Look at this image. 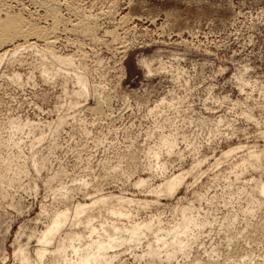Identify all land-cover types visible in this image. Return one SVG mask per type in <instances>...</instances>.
Returning a JSON list of instances; mask_svg holds the SVG:
<instances>
[{"label": "rangeland", "instance_id": "obj_1", "mask_svg": "<svg viewBox=\"0 0 264 264\" xmlns=\"http://www.w3.org/2000/svg\"><path fill=\"white\" fill-rule=\"evenodd\" d=\"M0 13L44 31L0 50V264H59L72 232L104 242L100 264H264V0H0ZM103 196L41 261L56 214Z\"/></svg>", "mask_w": 264, "mask_h": 264}, {"label": "bare ground", "instance_id": "obj_2", "mask_svg": "<svg viewBox=\"0 0 264 264\" xmlns=\"http://www.w3.org/2000/svg\"><path fill=\"white\" fill-rule=\"evenodd\" d=\"M53 7V6H52ZM56 7L51 9L50 14L53 15V28L56 27V24L58 23L57 16H56ZM4 13V12H3ZM1 14V13H0ZM6 14V13H4ZM32 15V14H31ZM2 16V15H1ZM0 16V50L3 51L7 46H10L11 43L19 40L24 39L28 40L29 38H38L39 35L42 34L43 28L34 25L31 23V21L27 20L28 18H24L21 15H12L8 14L5 18ZM60 20V19H59ZM58 26V24H57ZM51 38V37H50ZM47 39L49 37L47 36ZM50 41V39H49ZM25 42V41H24ZM7 50V49H6ZM1 54V53H0ZM6 53H3L4 56ZM0 55V58L3 56ZM2 56V57H1ZM80 83L82 84L83 88H85V82L80 78ZM230 152L227 156H229ZM261 153L253 154V159L255 162L260 161L262 158ZM178 178H181L180 175H175L169 178L168 180H165L162 185L154 189L155 192H160L162 190H166L169 193L174 192V190L178 186ZM143 183V182H142ZM259 186L258 192L261 195H264V183L257 184ZM108 200V197H98V198H92L88 199L81 203H79L75 208L73 213L71 214L68 209L58 212L54 219L51 221V223L47 226L46 230H44L39 237V247L36 249V252L42 261L45 253L47 252L46 245L49 244L53 237L60 231V229L64 226V224L68 221V219L72 216L73 217V223L79 222L81 216L86 215L89 213V211L93 208V206H96L99 203H105ZM132 201V199H129ZM121 212V211H120ZM116 213V212H115ZM193 223V220L190 217L184 218V226L188 227ZM89 228H91L90 233L93 234L96 231V227H93V225H90ZM130 230V235L127 237V240L130 239L135 232L137 226L133 225ZM70 237H67L70 241L67 242V239H63L56 249L54 250V260L56 263L59 264H100L102 257H104L105 250L107 249V246L102 242L101 240H92L91 243L87 244L84 243V247H77L74 245L73 240L81 238L77 232H72ZM68 243V244H67ZM72 247L73 252L75 253V256L68 257V254L66 253V248ZM24 249L21 248L16 254H23ZM24 264H39V263H33L30 261V259L24 255ZM214 264H219L218 262Z\"/></svg>", "mask_w": 264, "mask_h": 264}]
</instances>
